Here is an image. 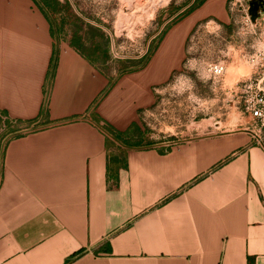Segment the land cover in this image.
<instances>
[{
	"label": "crops",
	"instance_id": "crops-1",
	"mask_svg": "<svg viewBox=\"0 0 264 264\" xmlns=\"http://www.w3.org/2000/svg\"><path fill=\"white\" fill-rule=\"evenodd\" d=\"M227 1L112 80L56 45L33 0H0V116L16 130L0 129V264H264V151L246 133L154 143L141 126Z\"/></svg>",
	"mask_w": 264,
	"mask_h": 264
},
{
	"label": "rangeland",
	"instance_id": "rangeland-1",
	"mask_svg": "<svg viewBox=\"0 0 264 264\" xmlns=\"http://www.w3.org/2000/svg\"><path fill=\"white\" fill-rule=\"evenodd\" d=\"M59 1H68L70 10L60 9L53 14L44 7L56 45L70 44L75 35L81 36L92 63L112 80L143 66L157 49L163 33L196 2ZM249 1L228 0L227 24L210 18L190 35L181 68L158 88L156 104L141 121L151 142L248 134L250 120L243 115L234 92L237 83L252 73L247 61L254 41ZM215 64L224 67L222 75L211 73L210 66ZM10 128L4 126L1 132L7 133Z\"/></svg>",
	"mask_w": 264,
	"mask_h": 264
},
{
	"label": "built area",
	"instance_id": "built-area-1",
	"mask_svg": "<svg viewBox=\"0 0 264 264\" xmlns=\"http://www.w3.org/2000/svg\"><path fill=\"white\" fill-rule=\"evenodd\" d=\"M251 27L254 41L247 61L252 67V73L237 83L234 93L243 115L250 120L246 131L251 145L264 151V49L257 46V41L264 42V18ZM210 71L215 76L222 75L224 67L215 64L210 66Z\"/></svg>",
	"mask_w": 264,
	"mask_h": 264
},
{
	"label": "trees",
	"instance_id": "trees-1",
	"mask_svg": "<svg viewBox=\"0 0 264 264\" xmlns=\"http://www.w3.org/2000/svg\"><path fill=\"white\" fill-rule=\"evenodd\" d=\"M36 5H39L41 10H44V7L49 9L53 14H57L59 12L60 9H66V10H70V4L68 1H65L63 4L59 1V0H33ZM207 0H196L195 3H193V5L188 8L184 14L178 16L177 20L175 21V23H177L178 21H180L181 19H183L184 17L188 16L191 12H193L195 9L199 8L200 6H202ZM52 35L53 31H52ZM164 35V33H163ZM162 35V36H163ZM74 41H72L70 43V46H72L75 50H77L79 53H81L82 55H84L88 60L91 61L90 57L85 53V44L83 43V39L81 36H74ZM162 38V37H161ZM92 62V61H91ZM4 123V124H3ZM15 122L6 119L5 121L2 120V116H0V129H2V126L4 125L5 127L7 126L8 128H10L11 126H13ZM3 124V125H2ZM9 132H16V130H14L13 128L9 129ZM119 139V138H118Z\"/></svg>",
	"mask_w": 264,
	"mask_h": 264
},
{
	"label": "water",
	"instance_id": "water-1",
	"mask_svg": "<svg viewBox=\"0 0 264 264\" xmlns=\"http://www.w3.org/2000/svg\"><path fill=\"white\" fill-rule=\"evenodd\" d=\"M248 16L253 25L264 18V0H250Z\"/></svg>",
	"mask_w": 264,
	"mask_h": 264
},
{
	"label": "clouds",
	"instance_id": "clouds-1",
	"mask_svg": "<svg viewBox=\"0 0 264 264\" xmlns=\"http://www.w3.org/2000/svg\"><path fill=\"white\" fill-rule=\"evenodd\" d=\"M257 46L259 49H264V42L257 41ZM240 71L243 72L244 69L241 68Z\"/></svg>",
	"mask_w": 264,
	"mask_h": 264
},
{
	"label": "bare ground",
	"instance_id": "bare-ground-1",
	"mask_svg": "<svg viewBox=\"0 0 264 264\" xmlns=\"http://www.w3.org/2000/svg\"><path fill=\"white\" fill-rule=\"evenodd\" d=\"M120 24V23H119Z\"/></svg>",
	"mask_w": 264,
	"mask_h": 264
}]
</instances>
